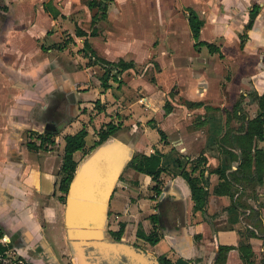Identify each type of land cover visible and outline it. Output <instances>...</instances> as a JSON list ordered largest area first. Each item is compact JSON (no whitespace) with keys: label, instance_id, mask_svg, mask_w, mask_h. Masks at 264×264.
Masks as SVG:
<instances>
[{"label":"crops","instance_id":"crops-1","mask_svg":"<svg viewBox=\"0 0 264 264\" xmlns=\"http://www.w3.org/2000/svg\"><path fill=\"white\" fill-rule=\"evenodd\" d=\"M89 1L0 0V243H11L30 264H57L47 238L54 240L52 231L61 224L66 239V194L57 191L63 138L85 126L93 140L103 124L119 116L122 129L107 141L115 140L131 156L160 151L164 172L155 195L150 176L128 163L123 167L108 203V229L124 223L123 241L173 264H214L218 245L247 241L253 264H262V241L246 234L247 227L253 228L250 209L234 206V198L214 189L221 181L216 170L229 173L238 164L217 145L226 112L240 96L264 91V0H96L100 4L93 7ZM189 10L202 21L197 41ZM37 16L47 24L40 26ZM78 29L87 35L76 36ZM86 39L106 60L132 61L133 67L118 76L119 85L110 79V87L101 86L102 69L83 51ZM166 100L173 106L168 114ZM249 105L255 110L248 114L252 118L257 104ZM233 124L239 126L236 120ZM148 129L158 137L151 143ZM40 135L53 142H45L46 149H28L29 141L41 143ZM258 146L264 148V140ZM75 153L77 169L89 153L80 163ZM200 155L209 172L202 213L194 212L180 175ZM242 190L234 184V197ZM242 201L258 210L264 226V182L256 188V199ZM152 215H158L156 222ZM44 221L52 223L48 234ZM154 228L155 244L137 234ZM224 264H243L236 249L227 252Z\"/></svg>","mask_w":264,"mask_h":264},{"label":"trees","instance_id":"trees-1","mask_svg":"<svg viewBox=\"0 0 264 264\" xmlns=\"http://www.w3.org/2000/svg\"><path fill=\"white\" fill-rule=\"evenodd\" d=\"M89 6H98L100 3L96 0H90ZM93 18L92 21H94ZM188 24L192 33L193 38L197 41L199 30L202 25V21L198 18L197 14L193 10H189L188 13ZM96 30H92L90 35H95ZM87 34L78 29L76 36H86ZM199 44V43H197ZM210 51L216 50L212 44H206ZM85 55L90 60L94 58L93 63H100L103 65V73L100 76V84L104 89L110 87L109 80L120 84L118 76L125 70L133 67L132 61H125L118 59L117 61H109L98 56L92 49L91 44L86 39L84 41ZM113 71V72H112ZM245 99L249 102H255L257 104V112L252 118H248V113L242 107L245 103ZM98 103V102H96ZM189 107L199 106L200 103L187 102ZM166 114L172 111V104L170 101H166L164 106ZM210 109V107H206ZM226 128L222 136L218 139L217 145L221 152L229 155L231 161L237 162V168L229 173L225 172V169H217L216 173L219 175L220 182L215 187L214 191L218 195H228L230 198H234L233 205L243 209H250V220L253 228H246V234L248 237L258 238L262 241L264 247V226L262 219L259 216L257 209H254L247 204L243 203V197H250L256 199V188L261 186L264 182V148L258 146V142L264 140V91L261 95L253 96L251 93L245 96H240L237 102L234 104L232 110L226 112ZM230 119H234L239 122L237 128L229 126ZM199 116H195L194 124L197 126ZM122 127V118L118 117L105 124H103L96 132L97 139L91 146L94 149L107 139L115 136L116 133ZM159 134L163 137V132L159 130ZM87 136V130L85 126H82L77 132L73 134H66L63 138L62 145V162L59 169V175H61L59 181V190L66 194L68 191L69 184L73 178L74 172L77 167L73 154L76 151L83 150L85 148V138ZM41 143L36 145L34 142L29 141L27 147L30 150L37 151L38 149H46L43 147L45 142H53L49 137L43 138L39 136ZM235 147L237 150L235 151ZM162 153L158 150L150 154L135 153L129 163L128 167L136 170L139 173L150 176L154 185L152 190L155 195H159L161 192V173L164 172V168L161 166ZM207 159L204 155H200L192 160V166L188 170L182 168L180 171L181 177L186 181L190 189V197L193 201L194 212H203L206 199L208 195V173L206 171ZM198 170V174L195 175L194 171ZM234 184H240L243 186V190L234 197ZM60 200H65V195L60 196ZM260 207V205H258ZM151 219L156 222L158 215H152ZM257 231H255V230ZM124 231V223H119L118 229L115 231L110 230L109 233L115 240H120ZM138 236L148 241L150 244H155L158 239V233L156 229L150 233L145 234L141 230L137 232ZM0 235L2 232L0 230ZM11 243L2 244L0 243V260L6 258V252L11 248ZM236 249L239 253V257L243 264H253V255L251 244L247 241L238 246L231 245H218L217 255L214 264H224L226 254L229 250ZM160 264H173L167 258L160 256L158 257ZM1 264V261H0ZM264 264V260L262 262Z\"/></svg>","mask_w":264,"mask_h":264},{"label":"water","instance_id":"water-1","mask_svg":"<svg viewBox=\"0 0 264 264\" xmlns=\"http://www.w3.org/2000/svg\"><path fill=\"white\" fill-rule=\"evenodd\" d=\"M131 158L115 140H106L75 170L66 193L64 226L76 264H160L156 256L103 231L115 182Z\"/></svg>","mask_w":264,"mask_h":264},{"label":"rangeland","instance_id":"rangeland-1","mask_svg":"<svg viewBox=\"0 0 264 264\" xmlns=\"http://www.w3.org/2000/svg\"><path fill=\"white\" fill-rule=\"evenodd\" d=\"M2 21H3V17L2 18H0V24L2 23ZM36 21H39L38 23H40V26H43L44 24H47V22L46 21H44V19L42 18V17H40V18H38V16H37V18H36ZM71 27H73V26H71ZM39 29V28H38ZM68 35H66L65 33H64V35H63V40L64 39H66V37H67ZM66 40H68V39H66ZM91 62H93L94 61V59L92 58L91 60H90ZM101 69H102V73H103V71H104V69H103V65L102 64H100V63H96ZM155 68H156V66H155ZM148 69H146L145 71H146V74H144L146 77H148L149 76V74H148V71H147ZM113 72V71H112ZM101 73V74H102ZM121 75V74H120ZM101 76V75H100ZM99 76V77H100ZM149 78V77H148ZM117 83V82H116ZM176 93V91L174 90V87L171 89V92L169 93V96L170 97H172L174 94ZM246 100V99H245ZM167 101V100H166ZM121 106H119V107H122V106H124V104H120ZM243 108H244V110H246V108L248 109L246 112L250 115V113H254V111L255 110H253V107L252 106H250L249 105V102H247V101H245V103L243 104V106H242ZM97 108V106H94V109H96ZM227 115V114H226ZM119 116H117V117H115L114 119H116V118H118ZM152 122H154V120L152 119V121H149L148 122V125L151 127L152 126ZM156 122V121H155ZM234 123V119H230V121H229V126H231V127H235V126H237V125H234L233 124ZM122 124H123V120H122ZM121 129H122V127H121ZM120 129V130H121ZM130 129V127L129 126H125V127H123V130H129ZM119 130V131H120ZM148 133L145 135V137L147 138L146 140L147 141H149L150 143L152 142V141H155L154 140V138H156V139H158V137L156 136V134L152 131V130H149L148 129V131H147ZM122 138H123V136H121ZM34 138V137H33ZM33 138H31V139H33ZM165 138V137H164ZM35 139V138H34ZM33 139V140H34ZM97 139V136L95 137V139H93V140H91V136L89 135V136H87L86 137V143L88 144V145H85V148L83 149V150H80L79 152H76L75 153V157L77 158V160H78V163H80V161H82L83 160V158H84V156L86 155V154H90V151H92L93 152V150L91 149V146L93 145V143L95 142V140ZM95 149V148H94ZM91 152V153H92ZM60 178H61V175H59V177H58V181H57V191L59 190V181H60ZM60 191V190H59ZM61 196V195H60ZM60 196H59V198H60ZM48 204V203H47ZM251 216V215H250ZM250 216H249V220L251 219L250 218ZM251 221V220H250ZM52 223L51 222H45L44 221V225H43V227L45 228V231L47 232V234H48V229L50 228L49 226L51 225ZM119 226V225H118ZM117 229H118V227H117ZM116 229V230H117ZM103 231H104V233L106 234V236L108 237V238H112V236L110 235V233H109V231H110V229H108V223H107V221L104 223V225H103ZM53 233H52V237L54 236V240H57V241H54V240H52V239H50L49 237L47 238V242H48V244H49V246H51V248H52V250H53V253H54V255H55V257H56V261H57V264H76L75 263V259H74V253H73V250H72V248H71V246H70V244L69 243H67L68 242V239H67V236H66V242H65V240H64V227H63V225H59L58 226V228L54 231H52ZM65 235H66V229H65ZM8 244V243H7ZM11 251L9 252V255L8 256H6V258H3L2 260H1V264H30L29 262H28V260H25L23 257H21V256H19V254L16 252V251H14L12 248L10 249ZM31 255L33 256V257H35V258H38L37 257V254H35L34 252H31ZM37 260V259H36ZM32 264H34V263H32Z\"/></svg>","mask_w":264,"mask_h":264}]
</instances>
